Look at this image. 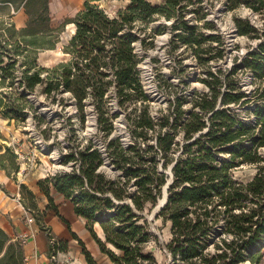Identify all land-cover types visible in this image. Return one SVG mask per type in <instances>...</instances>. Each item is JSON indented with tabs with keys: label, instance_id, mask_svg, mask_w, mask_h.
<instances>
[{
	"label": "trees",
	"instance_id": "16d2710c",
	"mask_svg": "<svg viewBox=\"0 0 264 264\" xmlns=\"http://www.w3.org/2000/svg\"><path fill=\"white\" fill-rule=\"evenodd\" d=\"M127 1L126 7L111 15L95 0H86L74 17L55 25L51 0H0L2 117L10 122L25 123L29 117L45 122L32 95L40 90L52 103L62 100L65 108L61 96L69 94L82 123L87 101L92 102L98 128L108 140L104 150L94 141L68 147L62 163L70 164L71 170L38 181L48 200L47 210L59 215L55 193L71 200L75 214L86 221L100 249L115 264H158L153 253L145 252L154 237L153 215V221L170 224L169 264H245L248 259L261 264L262 253L257 250L264 242V156L260 151L264 108L256 107V123H247L230 105H247L259 94L264 100V87L249 96L232 81L236 67L224 77L221 70L210 69L211 62L224 54H213L212 44L221 41L204 33L211 28L206 0ZM239 2L227 0L228 9L235 10ZM247 6L261 12L264 0H247ZM21 8L29 18L18 28L13 17ZM190 12L194 15L189 16ZM160 21V28L155 29L153 25ZM69 24H74L75 34L63 47L68 60L43 67L40 53L56 49ZM235 26L241 36H258L248 20L235 18ZM168 30L174 50L192 49L198 63L208 69L203 82L209 91L195 94L188 110L184 108L187 98L175 97L157 120L140 78L142 58L137 46L153 48L157 35ZM259 49L264 52V44ZM243 63L255 78L264 80L263 54L253 51ZM113 93L126 113L133 139L129 146L111 137L117 117L111 113ZM150 133L155 134L153 143ZM179 136L183 141H178ZM2 140L0 130V170L18 180L19 153ZM107 165L115 174L107 172ZM243 165L257 166L252 180L236 178L235 169ZM164 189L167 202L155 211ZM21 202L43 221L46 212L37 208L36 194L25 184L21 185ZM221 222L231 238L215 243L210 251L209 237ZM96 224L104 238L95 230ZM73 236L87 262L98 264L85 243ZM23 262L22 243L0 228V264Z\"/></svg>",
	"mask_w": 264,
	"mask_h": 264
},
{
	"label": "rangeland",
	"instance_id": "374dc122",
	"mask_svg": "<svg viewBox=\"0 0 264 264\" xmlns=\"http://www.w3.org/2000/svg\"><path fill=\"white\" fill-rule=\"evenodd\" d=\"M85 1L51 0L50 11L54 24L59 25L74 17L79 10L84 8ZM149 1L152 3L161 2V0ZM95 3L111 15L128 5L127 0H95ZM205 9L211 28L204 29V33L206 36L215 35L221 41H215L212 44L215 48L213 54L220 51H223L224 54L222 59L211 62L210 69L214 72L221 70L223 72L222 77H224L236 67L237 72L232 76L233 83H238L242 91H245L249 96L255 95L260 86L264 87V80L255 78L251 70L245 68L243 59L253 51L264 55V52L259 49V46L264 44V10L261 12L253 11L247 6V0H240L235 10L228 9L227 0H206ZM20 10L27 15L24 8ZM192 15H194L193 12H190L189 16ZM235 18L248 20L257 29L258 36L252 38L239 35L235 26ZM161 24L162 21L153 26L155 29H159ZM74 30V24L67 25L61 35L58 47L40 53L39 63L43 67L51 68L61 61L68 60L63 52V47L74 35ZM137 47V53L142 58L139 65L140 78L143 88L150 98L151 114L155 119H160L161 113L166 112L175 97L185 96L187 99L184 108L188 110L191 108L192 98L195 94L208 93L209 88L203 82L208 76V69L198 63L192 49L180 47L174 50L169 30L157 35L153 48L144 50L140 46ZM259 95L252 96L254 100L247 105H230V107L241 120L247 123H256L257 118L254 113L256 107L264 108V100L258 97ZM32 97L45 122H39L32 117H29L25 123L16 120L10 122L8 119H4L0 112L2 141L8 145H13L16 152L19 153L21 167L26 169V177L22 179L35 183L38 179L42 180L60 172L70 171L72 166L62 163V155L70 146L84 145L88 141H94L97 146L104 150L108 140L98 128V115L90 100L87 101L85 122L82 123V115L73 105L69 94L61 96L65 102V108L61 105L62 100L61 103H52L51 99H48L40 90L34 93ZM136 105L139 107V103ZM110 106L111 113L117 114L111 137L118 138L124 145L129 146L133 139L128 127L126 113L119 107L115 93L111 95ZM150 136L149 141L153 143L155 134L150 133ZM178 141H183L181 136L178 137ZM260 151L264 156V146L260 148ZM223 157L228 158L229 156L224 154ZM104 168L108 173L115 174L112 167L107 165ZM257 171L255 165H243L235 169L234 174L240 181L247 182L252 180ZM43 196L46 199L44 194ZM165 196L166 190L164 189L160 201ZM153 218L154 215L150 216L151 232L154 237L147 245L145 252L153 253L158 264H169L171 257L166 245L171 239L170 224L165 225L161 220L153 221ZM79 221L81 226H84L82 223H86L84 219ZM95 230L101 238H104L99 224L95 225ZM49 234L50 239L54 238L50 232ZM230 238V235L224 233V223L221 222L209 237V250L214 251L215 243ZM84 242L87 250L98 264H115L100 249L96 241L91 244L84 239ZM50 245V255L57 257V262L54 264H89L83 254V248L78 242L74 244V247H69L67 242H56V245ZM257 251L262 253L261 264H264V242ZM245 264L254 263L248 259Z\"/></svg>",
	"mask_w": 264,
	"mask_h": 264
},
{
	"label": "crops",
	"instance_id": "0c3cea01",
	"mask_svg": "<svg viewBox=\"0 0 264 264\" xmlns=\"http://www.w3.org/2000/svg\"><path fill=\"white\" fill-rule=\"evenodd\" d=\"M13 21L18 28H22L26 25L28 17L22 10H19L14 13ZM23 177H26V169L23 167L18 173V180L9 177L5 171L0 170V228L13 240H17L22 235L28 236L25 242H21L24 252L23 264L50 263L51 241L49 232L56 242H67L69 247H74V244L78 242L73 233L83 242L86 239L91 244L95 243L96 240L86 228V223H82L84 226H81L79 220H83V218L75 214L71 200L65 199L61 194H54L59 216L56 211L47 210L48 200L44 198L38 187L39 179L35 183H31L22 179ZM22 184H25L36 194L37 208L41 212H46L42 222H39L36 215L34 214V216L33 212L25 208L21 202ZM67 222L71 229H69Z\"/></svg>",
	"mask_w": 264,
	"mask_h": 264
},
{
	"label": "built area",
	"instance_id": "2783aa9c",
	"mask_svg": "<svg viewBox=\"0 0 264 264\" xmlns=\"http://www.w3.org/2000/svg\"><path fill=\"white\" fill-rule=\"evenodd\" d=\"M139 46V45H138ZM138 48V47H137ZM102 148V147H101ZM103 149V148H102ZM28 238L27 235H22L21 237H19L17 240H19L20 242H25V240ZM51 244L52 245H56V240L54 238L50 239ZM55 262H57V257L56 256H51L50 257V263L48 264H54Z\"/></svg>",
	"mask_w": 264,
	"mask_h": 264
},
{
	"label": "bare ground",
	"instance_id": "6f19581e",
	"mask_svg": "<svg viewBox=\"0 0 264 264\" xmlns=\"http://www.w3.org/2000/svg\"><path fill=\"white\" fill-rule=\"evenodd\" d=\"M73 32H75V30ZM93 124H94V120H93ZM165 189H166V187H165ZM164 202H165V198L160 201V203H159L158 207L155 209V211H157L163 205Z\"/></svg>",
	"mask_w": 264,
	"mask_h": 264
},
{
	"label": "water",
	"instance_id": "95a60500",
	"mask_svg": "<svg viewBox=\"0 0 264 264\" xmlns=\"http://www.w3.org/2000/svg\"><path fill=\"white\" fill-rule=\"evenodd\" d=\"M74 34H75V32H74ZM166 189H167V188H166ZM167 198H168V195H167V193H166V196H165V202L163 203V205H162L160 208H162V207L166 204V202H167ZM160 208H159V209H160ZM159 209H158V210H159Z\"/></svg>",
	"mask_w": 264,
	"mask_h": 264
}]
</instances>
